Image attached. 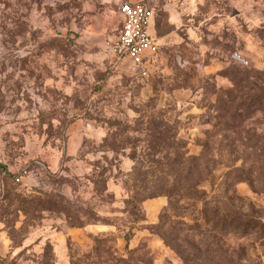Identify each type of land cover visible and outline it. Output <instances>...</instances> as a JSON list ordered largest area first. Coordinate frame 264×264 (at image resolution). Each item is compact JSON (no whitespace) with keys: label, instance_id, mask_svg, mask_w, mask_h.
<instances>
[{"label":"rangeland","instance_id":"1","mask_svg":"<svg viewBox=\"0 0 264 264\" xmlns=\"http://www.w3.org/2000/svg\"><path fill=\"white\" fill-rule=\"evenodd\" d=\"M0 264H264V0H0Z\"/></svg>","mask_w":264,"mask_h":264},{"label":"built area","instance_id":"2","mask_svg":"<svg viewBox=\"0 0 264 264\" xmlns=\"http://www.w3.org/2000/svg\"><path fill=\"white\" fill-rule=\"evenodd\" d=\"M121 30L112 52L118 58L139 66L156 53L155 38L150 31L153 10L140 3L125 2L118 6Z\"/></svg>","mask_w":264,"mask_h":264}]
</instances>
